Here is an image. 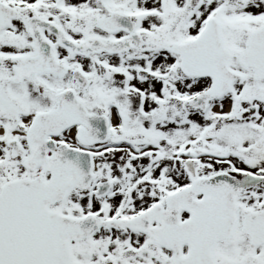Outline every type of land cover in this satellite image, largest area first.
<instances>
[{"label":"snow or ice","instance_id":"obj_1","mask_svg":"<svg viewBox=\"0 0 264 264\" xmlns=\"http://www.w3.org/2000/svg\"><path fill=\"white\" fill-rule=\"evenodd\" d=\"M0 264H264V0H0Z\"/></svg>","mask_w":264,"mask_h":264}]
</instances>
